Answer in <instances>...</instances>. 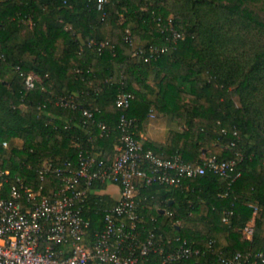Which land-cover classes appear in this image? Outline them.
<instances>
[{"label":"trees","instance_id":"16d2710c","mask_svg":"<svg viewBox=\"0 0 264 264\" xmlns=\"http://www.w3.org/2000/svg\"><path fill=\"white\" fill-rule=\"evenodd\" d=\"M170 22L184 38L174 42ZM127 29L136 47L169 49L149 62L136 58ZM30 72L40 76L31 89ZM121 88L135 94L126 113L138 138L152 108L183 128L166 144L143 141L145 149L193 163L234 159L233 175L241 172L233 182L207 171L181 186L141 185L142 238L154 232L165 250L185 241L201 249L175 264H225L237 253L250 264L264 252V0H105L102 8L98 0H0V198L17 178L52 196L61 179L42 172L47 164L76 168L90 151L110 163ZM65 97L76 107L59 104ZM85 108L109 127L100 136L94 126L95 141ZM93 188L84 208L91 239L118 201L107 184ZM160 262L150 256L149 264Z\"/></svg>","mask_w":264,"mask_h":264},{"label":"built area","instance_id":"2783aa9c","mask_svg":"<svg viewBox=\"0 0 264 264\" xmlns=\"http://www.w3.org/2000/svg\"><path fill=\"white\" fill-rule=\"evenodd\" d=\"M104 2L98 0V7L102 8ZM171 23L167 29L173 31L174 42H177L185 35L175 31ZM125 39L135 48L133 56L146 62L169 49L136 47L130 29L126 30ZM38 81L40 76L35 72L25 75L29 89ZM120 83L123 84L122 78ZM134 98L135 94L121 88L115 99L122 114L118 123L120 135L110 163L90 151L86 157L82 156L76 168L71 163L65 166L47 164L42 172L52 171L61 179V187L52 196H43L40 190L17 178L10 197L0 198V264H149L152 254L161 256L160 264H175L201 253L200 248L186 241L175 249L165 250L154 232H148L142 238L139 188L152 184L181 186L185 180L207 171L233 182L241 175V172L233 175L238 162L213 155L204 158L203 162L193 163L179 154L165 158L145 149L143 141L136 136L133 120L126 113ZM59 104L76 107L73 97L62 98ZM82 116L90 141L97 137L94 126L100 130V136L109 132L108 125L97 121L91 109H83ZM96 183L118 185L120 197L116 204L105 210L104 226L91 239V221L84 215V208ZM243 231L251 238L254 225H246ZM249 257L237 253L231 258H223V262L243 264ZM260 262H264V252L256 253L250 264Z\"/></svg>","mask_w":264,"mask_h":264},{"label":"crops","instance_id":"0c3cea01","mask_svg":"<svg viewBox=\"0 0 264 264\" xmlns=\"http://www.w3.org/2000/svg\"><path fill=\"white\" fill-rule=\"evenodd\" d=\"M182 129L170 115L152 108L137 133L140 140L160 145L166 144L175 130ZM105 192L116 200L120 197V187L116 184H108Z\"/></svg>","mask_w":264,"mask_h":264}]
</instances>
